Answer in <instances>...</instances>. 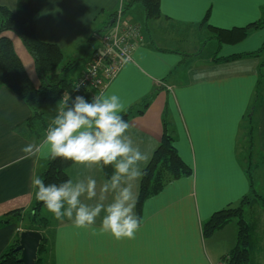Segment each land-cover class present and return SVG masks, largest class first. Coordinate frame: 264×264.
Returning <instances> with one entry per match:
<instances>
[{"label": "crops", "instance_id": "obj_1", "mask_svg": "<svg viewBox=\"0 0 264 264\" xmlns=\"http://www.w3.org/2000/svg\"><path fill=\"white\" fill-rule=\"evenodd\" d=\"M17 1L0 0V5L15 11ZM119 2L41 0L36 36L61 47L68 69L80 49L82 65L69 80L71 87L108 25L110 29ZM159 7L158 17H148L141 0H124L121 19L139 24L131 38L132 59L100 94L118 95L125 109L150 98L145 112L129 119V135L152 157L165 122L192 171L171 179L143 202L140 228L132 239L117 240L77 228L67 218L56 219L44 228L48 244L40 264H224L223 255L236 242V219L207 237L203 223L214 211L237 205L252 188L264 195V22L250 26L236 42L219 40L214 28L244 27L264 19V0H159ZM4 34L12 39L31 80L39 83L21 38L13 31ZM233 54L238 56L221 59ZM197 73L205 76L196 80ZM31 114L21 97L0 85V217L15 209L20 215L0 223V255L17 241L19 230L35 229L38 223L25 224L24 219L30 218L36 198L33 181L49 155L26 158L22 148L40 144L58 112L37 127L41 138L24 124ZM66 172L73 180L92 176L98 191L108 179L101 168L75 163ZM255 205L247 206L251 213ZM100 224L97 218L94 227ZM256 238L251 264H262L264 247L257 228Z\"/></svg>", "mask_w": 264, "mask_h": 264}, {"label": "trees", "instance_id": "obj_2", "mask_svg": "<svg viewBox=\"0 0 264 264\" xmlns=\"http://www.w3.org/2000/svg\"><path fill=\"white\" fill-rule=\"evenodd\" d=\"M148 17H158L160 15L159 0H141ZM41 0H18L15 11L6 6L0 5V85H5L19 97H21L30 107L32 114L24 123L30 130L41 138L37 127L40 123H45L46 119L53 111L58 112L62 105V97L65 93H70L73 88L71 82L62 74L51 73L61 66L64 54L54 42L42 41L36 36V24L39 16ZM264 19L244 27H234L232 29L216 28L217 37L221 41L236 42L247 35L250 26H261ZM109 27V25H108ZM105 29V32L108 30ZM5 31L15 32L22 40L29 54L33 58L35 73L39 83L36 85L30 78L26 67L15 50L12 39L4 34ZM102 33L99 43L93 51L101 47ZM261 48H264V43ZM238 54L221 58L229 60ZM69 65V64H68ZM72 66V64H71ZM67 65L62 67L65 69ZM108 85V84H107ZM70 91V92H69ZM86 99H89L84 92ZM151 99H144L138 105H132L121 113L128 122L132 116L143 114ZM46 125V123L44 124ZM72 161H64L60 158L53 159L49 155L46 166L37 177L44 179L46 184H60L68 179L67 168ZM105 177L109 178L113 169L109 166L103 168ZM191 167L180 157L174 143L173 136L167 131L164 122L163 136L160 144L153 152L150 162L146 168V175L141 178L136 214L141 219V206L151 195L160 191L163 186L173 178H178L191 173ZM36 197V196H35ZM260 204L264 206V195L251 189V193L244 195L237 205H229L214 211L203 223V235H211L217 229L236 218L237 237L234 246L223 255L224 264H251L256 246V221H248L245 218L248 205ZM44 206L42 202L35 198L31 207L32 216L29 222L36 225L35 229L44 231L48 226V221L43 222L38 217V210ZM18 210L15 209L5 213L0 217V223L10 222L12 218L18 217ZM41 222L39 223V221ZM40 243L37 264L42 262L41 254L47 250L48 237L45 233ZM17 241L0 255V264H22L19 261L20 252L15 250Z\"/></svg>", "mask_w": 264, "mask_h": 264}, {"label": "clouds", "instance_id": "obj_3", "mask_svg": "<svg viewBox=\"0 0 264 264\" xmlns=\"http://www.w3.org/2000/svg\"><path fill=\"white\" fill-rule=\"evenodd\" d=\"M204 76L205 73H197L193 78ZM62 103L42 142L22 148L25 157L50 155L88 169L110 166L113 171L99 191L92 176L60 184H46L36 177V199L54 218H67L77 228L110 234L117 240L134 238L140 228L135 186L147 174L151 156L129 135L130 124L121 115L124 103L116 94L94 95L90 99L70 95ZM97 218H101L98 229L94 227Z\"/></svg>", "mask_w": 264, "mask_h": 264}, {"label": "built area", "instance_id": "obj_4", "mask_svg": "<svg viewBox=\"0 0 264 264\" xmlns=\"http://www.w3.org/2000/svg\"><path fill=\"white\" fill-rule=\"evenodd\" d=\"M123 8L124 0H120L113 23L102 37L101 47L92 52L85 70L74 82L72 95L65 93L62 101L70 95L73 98L77 95L84 96V92L89 99L99 95L121 67L132 59L131 38L137 34L139 24L124 23L121 19Z\"/></svg>", "mask_w": 264, "mask_h": 264}, {"label": "rangeland", "instance_id": "obj_5", "mask_svg": "<svg viewBox=\"0 0 264 264\" xmlns=\"http://www.w3.org/2000/svg\"><path fill=\"white\" fill-rule=\"evenodd\" d=\"M80 49H78L76 51V53L73 54V58L75 60V64L70 66V68L68 69L69 65H68V62H67V57H65L63 59V63L61 64L60 67H58L57 69H55L52 74L55 75L56 73H62L66 78L67 80H71L72 78H74V76L77 74L78 70H79V67L82 65V57L80 59H77L79 56H80ZM67 67L65 69H62V67L66 66ZM32 76H34V74H32ZM76 82V81H74ZM36 85L38 83H35ZM71 91V92H70ZM69 94L72 95V90H70ZM61 107H63V104L61 105ZM254 207H257L256 211L254 213H251L249 208L247 207L246 208V213H245V218L248 220V221H256L257 223V233L260 237V241L262 242V245L264 247V206L260 205V204H256ZM39 214H38V217H40V219L43 221V222H46L48 221V224L51 225L52 222H55L56 218H54V216L47 211V209L42 206L39 210H38ZM27 216H32V213L27 215ZM27 219V217H26ZM24 219V223L25 224H29V219ZM236 219V218H235ZM41 220L39 221V223L41 222ZM264 256V255H263ZM264 264V260H263V263Z\"/></svg>", "mask_w": 264, "mask_h": 264}, {"label": "water", "instance_id": "obj_6", "mask_svg": "<svg viewBox=\"0 0 264 264\" xmlns=\"http://www.w3.org/2000/svg\"><path fill=\"white\" fill-rule=\"evenodd\" d=\"M44 237L41 230L21 229L18 231V243L15 250L20 252L22 264H37L40 243Z\"/></svg>", "mask_w": 264, "mask_h": 264}]
</instances>
